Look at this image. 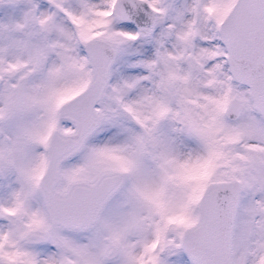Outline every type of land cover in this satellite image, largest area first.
I'll return each mask as SVG.
<instances>
[{"label":"snow or ice","instance_id":"1","mask_svg":"<svg viewBox=\"0 0 264 264\" xmlns=\"http://www.w3.org/2000/svg\"><path fill=\"white\" fill-rule=\"evenodd\" d=\"M0 264H264V0H0Z\"/></svg>","mask_w":264,"mask_h":264}]
</instances>
